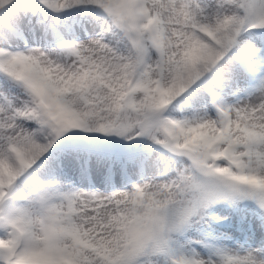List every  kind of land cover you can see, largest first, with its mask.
Listing matches in <instances>:
<instances>
[{
    "label": "snow or ice",
    "instance_id": "6c2138e0",
    "mask_svg": "<svg viewBox=\"0 0 264 264\" xmlns=\"http://www.w3.org/2000/svg\"><path fill=\"white\" fill-rule=\"evenodd\" d=\"M0 264H264V0H0Z\"/></svg>",
    "mask_w": 264,
    "mask_h": 264
}]
</instances>
